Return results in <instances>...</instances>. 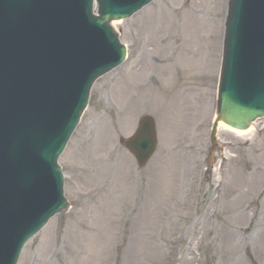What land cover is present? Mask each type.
Listing matches in <instances>:
<instances>
[{"label": "rangeland", "instance_id": "rangeland-1", "mask_svg": "<svg viewBox=\"0 0 264 264\" xmlns=\"http://www.w3.org/2000/svg\"><path fill=\"white\" fill-rule=\"evenodd\" d=\"M227 3L156 0L114 25L128 60L94 85L60 159L70 210L19 264H264V119L248 136L221 127L217 149L210 143ZM144 115L155 119L159 145L139 170L119 140ZM92 127L109 135L98 177L82 167Z\"/></svg>", "mask_w": 264, "mask_h": 264}, {"label": "water", "instance_id": "water-1", "mask_svg": "<svg viewBox=\"0 0 264 264\" xmlns=\"http://www.w3.org/2000/svg\"><path fill=\"white\" fill-rule=\"evenodd\" d=\"M92 1L86 0L85 11L61 0L0 1V142L7 135L13 137L9 148L17 156L15 148L22 144L17 130L29 124L35 145V158L27 165L0 156V193L6 198L0 197V252L5 248L1 225L7 219L11 225L20 223L30 208L27 197L33 190L46 185L52 175L60 179L56 160L77 126L91 86L125 59L114 31L107 32L103 25L129 17L152 0H98L101 18L94 19L100 23L89 18ZM41 7L48 11L42 12ZM69 44L85 50L86 57L91 50V62L56 67L58 54ZM260 60H264V0H231L217 122L246 130L264 117V84L254 85L251 77L264 68ZM253 66L257 70L252 71ZM19 134L29 143L23 130ZM124 143L144 167L157 145L154 121L144 117L136 135ZM15 174H23L24 180L10 182Z\"/></svg>", "mask_w": 264, "mask_h": 264}, {"label": "bare ground", "instance_id": "bare-ground-1", "mask_svg": "<svg viewBox=\"0 0 264 264\" xmlns=\"http://www.w3.org/2000/svg\"><path fill=\"white\" fill-rule=\"evenodd\" d=\"M115 24H113V25H115ZM186 26H188V25H186ZM184 30L185 29L180 28V32H179L180 37L186 36V32ZM166 31H168L167 28H165V30L163 32H166ZM168 38H170L169 32H168L167 37H164V38L158 39V40L161 41L160 43H164V42H168L170 40ZM157 55L161 56L160 50L157 52ZM158 58H160V57H158ZM126 97L127 98L129 97L128 94H127V96L125 95V98ZM123 98H124V96H123ZM130 98H132V96H130ZM125 100H132V99H125ZM221 127L226 128L227 131H231L235 134L242 135V136H248L253 132L252 126L248 131H245V132L233 131V130L229 129L228 127H226V125H224L222 122L219 124V128H221ZM88 134L93 135V142H92L91 147H89L86 151L88 159L86 161L85 160L83 161L82 167L88 172V176L98 177V176H100L99 174H101L103 171H105V167H106L105 164H107L108 161L110 160L109 159L110 156L107 155V146L109 143V135H108V132L104 128H97L96 132H94L93 127L89 129ZM103 164L105 167L103 166ZM106 168H108V166ZM251 223H252V221H250L249 224L251 225ZM251 226L248 227L247 230L254 231V227H251ZM254 232H256V234H258V236H261L263 234L262 229L255 230ZM82 243L85 246V250H87L88 246H89L88 238L85 237L83 239Z\"/></svg>", "mask_w": 264, "mask_h": 264}]
</instances>
